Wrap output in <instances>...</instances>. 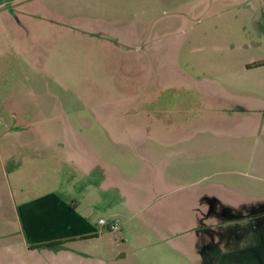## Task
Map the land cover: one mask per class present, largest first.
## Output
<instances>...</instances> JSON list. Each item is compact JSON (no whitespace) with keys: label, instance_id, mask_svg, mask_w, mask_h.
Instances as JSON below:
<instances>
[{"label":"rangeland","instance_id":"374dc122","mask_svg":"<svg viewBox=\"0 0 264 264\" xmlns=\"http://www.w3.org/2000/svg\"><path fill=\"white\" fill-rule=\"evenodd\" d=\"M263 56L264 0H0L1 260L25 216L46 229L40 201L57 194L119 228L38 251L41 264H264V180L235 171L213 110L218 94H256L247 65ZM177 69L204 87L202 119L179 127L138 94L167 98ZM217 185L261 210L236 221Z\"/></svg>","mask_w":264,"mask_h":264},{"label":"crops","instance_id":"0c3cea01","mask_svg":"<svg viewBox=\"0 0 264 264\" xmlns=\"http://www.w3.org/2000/svg\"><path fill=\"white\" fill-rule=\"evenodd\" d=\"M138 49V48H136ZM169 56V53L168 55ZM172 60V56L169 58ZM264 61V56L259 60L247 65L249 68L257 69L259 87L254 91L253 96H247L242 98V95L238 96H226L220 95L214 99L215 118L218 116V123L228 128L225 132V135L230 138V141L227 143V148L232 152L231 158L233 164L236 166V172L250 179L258 178L264 180V63L256 64ZM153 64V61H150ZM178 73H181L187 82V86H195L201 92H203L204 87L195 83L191 78L184 74L182 71L177 69ZM144 73V72H143ZM258 92V93H257ZM261 102V104L259 103ZM239 108L245 111H239ZM250 112L249 115L253 117L252 120L247 121L242 116L244 113ZM227 114L228 116L222 117L221 114ZM232 114V115H231ZM238 114V115H237ZM239 118L236 119L235 116ZM100 164L99 161H96ZM119 178L118 176H116ZM217 197H220L222 202L226 205L229 211H232V218H236V221H239L242 216H247L251 220V215L253 214V209L256 206L255 197H246L237 193H232L234 196L229 197L227 194L228 190L223 186L217 185ZM49 199H41L40 204L44 203L45 215L43 217L44 230H42V221L37 223V216L30 218L29 216L24 217V224L28 222V229L24 231L21 223L18 222L19 235L18 239H22V244L18 242L17 246L6 242L2 247V257L5 255L6 259L12 257L14 264H32L38 262L39 264L43 263L41 257L38 255V251L41 252L46 250V248H36L35 245H40L44 243H56L61 242L56 246L51 247H60V246H70L78 242H88L90 240L98 239V227L106 228L105 224L91 222L85 216L81 215L76 211L74 205L76 203H70L63 200L57 194L48 196ZM48 201V202H47ZM47 202V203H46ZM234 220V219H232ZM250 220L249 223H250ZM33 221V222H32ZM5 225L10 224L9 220L3 221ZM11 225L14 228L16 225V220H11ZM38 227V231H37ZM119 228V226H118ZM23 229V230H22ZM21 230V231H20ZM42 230V231H39ZM253 230V229H252ZM238 233V230H237ZM14 234V231L5 234L2 233V236L10 237ZM240 238L239 235H236ZM244 237H253V233L249 232V235ZM243 237V238H244ZM13 243V240L11 241ZM19 247V251L17 250ZM69 248V247H68ZM1 251V248H0ZM73 252H78L82 256H87L82 251H76L73 249ZM23 257V258H22ZM92 259V257H90ZM5 259V261H6ZM96 260V264H104L100 258L93 259ZM99 260V261H98ZM3 262L0 258V264H8L9 262ZM53 262V263H51ZM48 262L49 264H58L56 261ZM84 261L81 260V263ZM62 262H59L61 264ZM80 261L75 264H81ZM64 264V263H62ZM93 264V263H92Z\"/></svg>","mask_w":264,"mask_h":264},{"label":"flooded vegetation","instance_id":"af4514ba","mask_svg":"<svg viewBox=\"0 0 264 264\" xmlns=\"http://www.w3.org/2000/svg\"><path fill=\"white\" fill-rule=\"evenodd\" d=\"M167 61H170V59H167ZM154 65V63H153ZM152 63H150V66H153ZM170 73V72H169ZM148 74V71L146 75ZM171 74V73H170ZM144 75V73L142 74ZM183 78H185L181 73H179ZM169 87L166 86V89L171 90L178 89L181 90L182 94H189L191 98H194V102H188V103H183V102H173L177 103L173 104L172 102H166V100L169 98L170 92H168L167 98L162 99V101H159V90L157 88L155 89V92L153 93L154 95L151 96L150 99H148V93L145 94V89L144 91L140 92L138 91L139 98L141 99V102L147 101V103H154L158 102L156 106L153 109H157L159 112V120L161 124H173L176 125V127H179L181 125H187L193 121H197L198 119H202V112H203V107H204V102H203V93L195 86H187L186 81L178 80L176 77L173 78V80L170 81ZM148 88V87H147ZM146 88V89H147ZM147 96V98H146ZM196 104V105H195ZM180 112L182 113L185 117L181 119H173L172 114ZM218 201H222L220 197H218ZM258 206H255L253 209V213H258L259 208ZM255 230V228H253Z\"/></svg>","mask_w":264,"mask_h":264},{"label":"built area","instance_id":"2783aa9c","mask_svg":"<svg viewBox=\"0 0 264 264\" xmlns=\"http://www.w3.org/2000/svg\"><path fill=\"white\" fill-rule=\"evenodd\" d=\"M99 222L101 224H105L107 226L108 230H116V229H118V226H119V220L118 219L105 220V219L101 218V219H99Z\"/></svg>","mask_w":264,"mask_h":264},{"label":"trees","instance_id":"16d2710c","mask_svg":"<svg viewBox=\"0 0 264 264\" xmlns=\"http://www.w3.org/2000/svg\"><path fill=\"white\" fill-rule=\"evenodd\" d=\"M264 63V61L260 62V63H256V64H262ZM61 242H56V243H44V244H40V245H35L34 247L36 248H44V247H51V246H56L58 244H60Z\"/></svg>","mask_w":264,"mask_h":264}]
</instances>
